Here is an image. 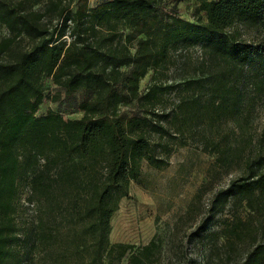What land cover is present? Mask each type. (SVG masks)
Listing matches in <instances>:
<instances>
[{
    "label": "trees",
    "instance_id": "16d2710c",
    "mask_svg": "<svg viewBox=\"0 0 264 264\" xmlns=\"http://www.w3.org/2000/svg\"><path fill=\"white\" fill-rule=\"evenodd\" d=\"M170 3L0 0V25L9 31L0 39V264H157L156 237L114 242L112 220L131 184L142 181L144 163L167 166L198 127L200 146L218 163L244 156V174L214 202L264 204V130L257 142L254 97H246L255 91L264 98V0H198L195 21ZM238 22L255 25L258 39L231 31ZM196 46L202 74L159 81L174 54ZM48 76L77 87L83 117L38 114ZM170 92L181 96L168 110L161 105ZM228 119L237 121L242 141L214 137ZM21 181L37 212L24 228L15 220ZM244 264H264V242Z\"/></svg>",
    "mask_w": 264,
    "mask_h": 264
},
{
    "label": "rangeland",
    "instance_id": "374dc122",
    "mask_svg": "<svg viewBox=\"0 0 264 264\" xmlns=\"http://www.w3.org/2000/svg\"><path fill=\"white\" fill-rule=\"evenodd\" d=\"M102 1L89 0V3L96 5ZM174 3L183 18L196 20L198 0H171L170 4ZM231 31H238L241 38L248 41L257 40L260 32L255 25L243 22H238ZM7 35L8 29L0 25V39ZM203 57L199 46L177 52L159 81L170 84L182 81L186 76H199ZM150 82L151 73L141 80V90L144 91ZM44 84L46 99L38 114L61 110L68 120L83 117L81 96L74 84L61 87L51 76L44 79ZM180 96L181 93H167L161 107L169 110ZM248 96L254 97L250 121L251 132L258 142V135L264 130V98L258 97L255 91ZM216 133L214 137H223V140L229 134L227 141L234 144L242 141L245 135L237 121L231 119ZM203 139L198 127L197 131L187 135V145H179L173 150L167 166L155 168L144 163L142 181L131 184L129 196L122 200L113 217L112 241L142 245L156 237L162 243L157 264H244L255 246L264 242V204L254 210L238 199H230L223 208L214 202L217 192L244 174V156L236 152L229 163L220 164L214 154L202 149L200 140ZM31 196L29 185L21 181L15 199L18 228H24L35 218L37 212L30 201ZM246 227L253 233L245 234ZM38 263L37 259L23 262Z\"/></svg>",
    "mask_w": 264,
    "mask_h": 264
}]
</instances>
